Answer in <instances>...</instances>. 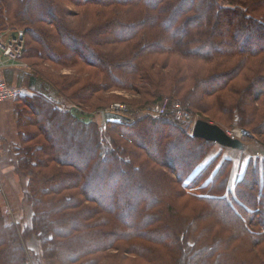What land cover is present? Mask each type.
<instances>
[{"label": "trees", "instance_id": "obj_1", "mask_svg": "<svg viewBox=\"0 0 264 264\" xmlns=\"http://www.w3.org/2000/svg\"><path fill=\"white\" fill-rule=\"evenodd\" d=\"M8 29H24L28 67L42 56L77 72L24 75L39 92L15 101L27 223L0 210V264H25L32 239L57 264H264V0H0ZM31 43L43 54L28 57ZM110 89L250 130L262 159L229 187L223 149H245L220 147L203 167L215 144L173 116L100 130L60 111L61 98L84 107Z\"/></svg>", "mask_w": 264, "mask_h": 264}, {"label": "rangeland", "instance_id": "obj_2", "mask_svg": "<svg viewBox=\"0 0 264 264\" xmlns=\"http://www.w3.org/2000/svg\"><path fill=\"white\" fill-rule=\"evenodd\" d=\"M22 31H24V29H20ZM19 31V30H17ZM114 31V29H113ZM15 32V30H11L8 29L5 32H3L2 36H5V39L8 38L9 35H12ZM116 34H120V33H116ZM29 40L27 39L26 42H28ZM25 42V44H26ZM33 47L28 49L29 53H26L28 57H31L32 55H34L32 52H35L36 56H38L39 54H43V52H39V47L36 44L31 43ZM26 45H24V49H26L25 47ZM54 57V56H53ZM33 58V57H32ZM39 60L35 59L38 64H41V67L39 68V66H35L33 65V67H31L29 65V67L24 64L23 62H20V65L24 64L26 65V68H22L21 70H19L20 76L23 78V80H25V74L29 75V74H33L35 72H43V73H48L51 74L49 75V77L51 78V80H59V77L61 78H65V77H69V75L71 76H75L77 70L72 69V68H67V67H62V65H60L59 63H54L57 66L50 64L48 59H45L42 56H38L37 57ZM42 61H48V62H42ZM19 67V66H17ZM86 72H94L95 70H86ZM42 73V77H44L45 75ZM89 76L88 73H85L83 75V77H87ZM19 78V77H18ZM17 78V79H18ZM4 81V80H3ZM53 81V82H54ZM6 82V81H5ZM7 83V82H6ZM47 86H49V84H46ZM51 87V86H49ZM111 91H103L101 94L96 95L89 103V106H85L81 107L78 105V102H74L71 99H66V98H61V108L60 110H63L65 108H67L68 106L70 107L71 105H73L75 107V109H73V113H75L78 117H82L85 120H89L92 121L94 120L98 126H100V128L102 129L103 127V123H104V116H103V111L108 110L109 107L112 104H123L125 105L130 111L133 112H137V115L134 116L135 118H137L136 120H145V119H155L154 117H150L151 114H149L148 111H146L147 107H143L142 105H138V106H132V102H137V101H141L142 99L140 98L142 95H140L138 92L131 94L127 91H123V90H118V89H110ZM48 92V91H47ZM30 93V92H29ZM29 93H26L24 95V97H31L35 94H31V96L29 95ZM50 95V94H49ZM38 96V95H37ZM10 104V103H9ZM163 106H166V101L162 103ZM109 105V106H108ZM106 106H108L107 108H105ZM45 111H42V109H39V111L36 113L38 117H41L42 115H44ZM62 113V111H61ZM196 115H198L199 120H203L208 122L210 119L207 115L201 113V112H194ZM66 114V113H65ZM134 118V119H135ZM180 123V122H179ZM105 124V123H104ZM183 127H185V130H187L189 132V134L191 135V129L194 125V123H180ZM215 124L217 126H219L221 129H223L224 131H226L227 133H229L231 135V137H233V135L231 134L232 132L234 133H239V135L236 137H234L235 139L240 138V141L244 144V154H240L239 153H230L227 150L223 149V158L225 159H231L233 165H232V176L231 179L229 181V187H232L233 181L235 180H239L241 177H243L244 172L246 171V166H247V160L249 161V159L247 158H261V154H262V145L259 144L257 137L250 131V130H245L239 126H223L220 123H212ZM244 133H246L245 135H243ZM51 137H53V135L49 134ZM243 135V136H242ZM146 141H150L146 143V146L148 147H152L149 146V144H151V141L154 140L153 134L150 136L145 137ZM214 144V143H212ZM221 148L220 146L216 145L213 147V149L209 152V154L206 157V161H204V164H202L201 166H205V163L208 162L214 155L220 153ZM13 156V154H12ZM14 159V156H13ZM262 159V158H261ZM76 163H78V167H81L80 164L81 162L76 160ZM14 164H15V170L16 169V160L14 159ZM259 168H262L261 162H258L257 165ZM18 172V171H17ZM20 173V172H18ZM23 177L24 174L20 173ZM26 178V177H25ZM26 183H27V179ZM105 182V179H103V183ZM97 192L102 191L103 189L98 187V189H96ZM25 192V189H24ZM122 192V189H118L114 196L112 197H105L103 198L101 201L102 203L108 204L107 206H109V204H113V198L117 195H120V193ZM0 194H3V192H0ZM3 200L5 201L4 197ZM140 200V198L135 199V201ZM0 210L3 212V214L5 216H7L8 218H10V215H13L12 210L10 209V207L7 205L6 208L5 206L2 207L0 204ZM10 214V215H9ZM11 218H13L11 216ZM27 223V219L22 220V222L19 223H15V225L19 224L20 225V229L24 228V226ZM14 225V224H13ZM16 230L18 231V228L15 226ZM19 234H21L20 232H17ZM31 241V240H29ZM26 248L28 247V251L31 254H28V252H26L28 255H26V261L25 264H57L54 260H45L43 259V257L41 256V251L39 249L38 244L33 241L26 243ZM107 262H105L106 264Z\"/></svg>", "mask_w": 264, "mask_h": 264}, {"label": "crops", "instance_id": "obj_3", "mask_svg": "<svg viewBox=\"0 0 264 264\" xmlns=\"http://www.w3.org/2000/svg\"><path fill=\"white\" fill-rule=\"evenodd\" d=\"M21 69V67L12 66L0 69V80H4L10 85L24 87L27 89L26 93L30 92L32 95L39 93L34 88L26 86L25 81L20 76L21 72L19 70ZM16 109L17 104L15 102L0 104V192H3V194H0V204L5 208L8 205L13 213L9 219L12 223L20 224L22 220L27 218L23 210L25 207L24 189L26 178L15 170L12 156V151L19 144Z\"/></svg>", "mask_w": 264, "mask_h": 264}, {"label": "built area", "instance_id": "obj_4", "mask_svg": "<svg viewBox=\"0 0 264 264\" xmlns=\"http://www.w3.org/2000/svg\"><path fill=\"white\" fill-rule=\"evenodd\" d=\"M24 45H25V36L23 34V31H17L13 36H8V38L6 39L5 36L0 35V69L1 70L11 66L12 67L19 66V68L20 67L26 68V65L24 64L20 65V62H22V58H23ZM26 92L27 89L24 87L10 85L5 81L0 80V104L8 103V102L13 103L17 99L24 97ZM73 109H75V107L71 105L70 107L68 106L67 108L60 111H62V114H65L70 111H74ZM146 111H148L149 114H151V116H173L174 118H176L179 121H182L183 123H195L196 121L199 120L198 115H196L195 113L191 114L185 112L182 109V107L177 103L171 105L172 112L166 111L165 107L160 105L147 107ZM102 113L103 116L106 113H111L125 117L129 120L135 118L134 116L137 115V112L130 111L123 104H112L108 110H105ZM104 123L102 129L100 128V130L104 129L105 127ZM233 133L234 132H232L231 134ZM236 135H234L233 137H236Z\"/></svg>", "mask_w": 264, "mask_h": 264}, {"label": "water", "instance_id": "obj_5", "mask_svg": "<svg viewBox=\"0 0 264 264\" xmlns=\"http://www.w3.org/2000/svg\"><path fill=\"white\" fill-rule=\"evenodd\" d=\"M104 120L108 124H120L122 122H127L129 119L106 113L104 115ZM244 133L243 135H245ZM247 135V134H246ZM191 136L193 138L202 139L206 142L214 143L221 148L242 151L244 149V144L240 141L231 137L226 131L221 129L215 124L208 123L203 120H198L194 123L191 129Z\"/></svg>", "mask_w": 264, "mask_h": 264}, {"label": "bare ground", "instance_id": "obj_6", "mask_svg": "<svg viewBox=\"0 0 264 264\" xmlns=\"http://www.w3.org/2000/svg\"><path fill=\"white\" fill-rule=\"evenodd\" d=\"M237 134V136L239 135V133L237 132V133H233L232 135L234 136V135H236Z\"/></svg>", "mask_w": 264, "mask_h": 264}]
</instances>
